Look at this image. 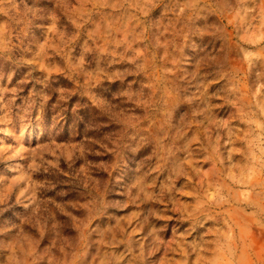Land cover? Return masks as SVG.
<instances>
[{
	"label": "rangeland",
	"instance_id": "374dc122",
	"mask_svg": "<svg viewBox=\"0 0 264 264\" xmlns=\"http://www.w3.org/2000/svg\"><path fill=\"white\" fill-rule=\"evenodd\" d=\"M0 264H264V0H0Z\"/></svg>",
	"mask_w": 264,
	"mask_h": 264
}]
</instances>
